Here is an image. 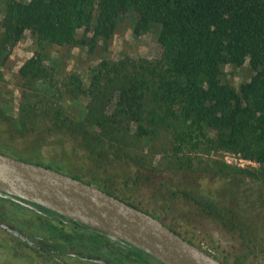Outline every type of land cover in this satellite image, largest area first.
<instances>
[{
  "label": "trees",
  "instance_id": "obj_1",
  "mask_svg": "<svg viewBox=\"0 0 264 264\" xmlns=\"http://www.w3.org/2000/svg\"><path fill=\"white\" fill-rule=\"evenodd\" d=\"M128 11L136 16L134 33L152 24L159 26L164 59H103L86 88L71 75L67 91L86 99L80 120L67 115L54 86L43 88V94H32L21 112L38 115V110L52 130L79 136L91 148L119 149L117 142L131 131L152 140L169 134L173 149L181 152L211 146L214 139L217 143L230 140L236 147L246 137L254 148L250 151L244 145L251 152L246 153L259 157L262 168L242 174L264 184V0H9L1 22L0 50L30 30L41 45H85L92 51L97 41L111 37ZM80 28L82 36L77 38ZM245 63L251 74L237 90L222 81L225 65ZM42 64L36 52L20 67L25 83L50 77ZM114 151H99L93 158L100 162L110 154L122 155ZM259 198L250 202L252 209L264 205V191ZM198 204L224 226L243 234L247 243H264L249 229L251 225L236 218L237 205L228 209L208 201ZM257 217L264 224V217ZM237 263L234 259L229 264Z\"/></svg>",
  "mask_w": 264,
  "mask_h": 264
},
{
  "label": "rangeland",
  "instance_id": "obj_2",
  "mask_svg": "<svg viewBox=\"0 0 264 264\" xmlns=\"http://www.w3.org/2000/svg\"><path fill=\"white\" fill-rule=\"evenodd\" d=\"M8 1L0 0V32ZM135 20L132 11L124 13L111 37L106 42L97 41L92 51L85 45L47 42L41 45L30 30L0 50V151L76 176L141 209L166 207L169 225L223 262L237 259V264H264V243L258 244L255 240L247 243L243 234L230 230L198 204V201H208L228 209L237 205L236 218L251 225L249 229L257 233L258 239H264L263 220L257 217H264V205L250 207V202L264 191V184L252 175L242 174L259 171L262 163L259 157L246 153L254 149L246 137L244 141L240 138L241 145L236 147L230 145V140L217 143L214 139L211 146L200 145L194 152H181L173 149L169 134L162 133L152 140L140 138L138 131H131L124 136V143L117 142L119 149L91 148L79 136L71 138L62 129L52 130L46 115L38 110L35 109L38 115L26 116L21 112L23 104L31 102L28 98L32 100V94H43V88L54 86L67 115L80 120L86 99L82 94L74 96L67 91L66 83L71 75L80 80L81 88H86L103 59L110 62L126 57L137 61L164 59L158 42L159 26L152 24L147 30L134 33ZM81 36L82 28L76 32L77 38ZM36 52L50 77L25 83L19 69ZM250 74L247 63L239 67L225 65L221 78L237 90ZM50 81L51 85H47ZM25 120L24 127L18 128ZM112 150L122 155L110 154L106 161L100 162L93 158L94 153ZM134 159L139 163L135 164ZM171 186L177 190L169 191ZM172 196L181 200L175 202Z\"/></svg>",
  "mask_w": 264,
  "mask_h": 264
},
{
  "label": "water",
  "instance_id": "obj_3",
  "mask_svg": "<svg viewBox=\"0 0 264 264\" xmlns=\"http://www.w3.org/2000/svg\"><path fill=\"white\" fill-rule=\"evenodd\" d=\"M0 195L36 203L126 241L164 264H226L149 213L52 167L0 151ZM24 204L31 206L30 203Z\"/></svg>",
  "mask_w": 264,
  "mask_h": 264
},
{
  "label": "flooded vegetation",
  "instance_id": "obj_4",
  "mask_svg": "<svg viewBox=\"0 0 264 264\" xmlns=\"http://www.w3.org/2000/svg\"><path fill=\"white\" fill-rule=\"evenodd\" d=\"M100 189L126 201L104 188ZM175 190L174 186L169 189ZM179 198L172 196L175 202L181 200ZM41 207L17 196L0 195V264H164L126 241L112 239L103 231ZM141 210L193 243L169 225L166 207ZM193 213L198 215V212Z\"/></svg>",
  "mask_w": 264,
  "mask_h": 264
}]
</instances>
